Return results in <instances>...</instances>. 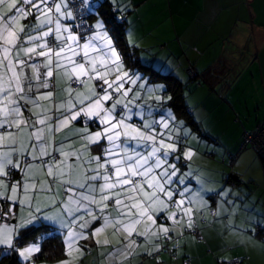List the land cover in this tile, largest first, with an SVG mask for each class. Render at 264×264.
Here are the masks:
<instances>
[{
  "label": "snow or ice",
  "instance_id": "snow-or-ice-1",
  "mask_svg": "<svg viewBox=\"0 0 264 264\" xmlns=\"http://www.w3.org/2000/svg\"><path fill=\"white\" fill-rule=\"evenodd\" d=\"M126 11L118 0H0V264H37L56 232L60 264H76L80 241L104 247L109 229L120 246L107 264L141 249L156 259L211 204L214 215L236 208L229 196L238 194L194 182L181 164L195 155L181 145L191 135L184 123L142 103L147 94L163 107L154 94L165 90L126 64L118 46ZM78 122L80 147L57 144Z\"/></svg>",
  "mask_w": 264,
  "mask_h": 264
},
{
  "label": "crops",
  "instance_id": "crops-1",
  "mask_svg": "<svg viewBox=\"0 0 264 264\" xmlns=\"http://www.w3.org/2000/svg\"><path fill=\"white\" fill-rule=\"evenodd\" d=\"M92 2H103V0ZM118 3L127 6V11L123 13V20L119 22L127 24L128 42L146 52L144 55L140 52L139 55L142 65L164 74H172L187 86L186 102L196 122L200 124V130L202 125L212 118V114L217 110L215 108L231 106L232 92L239 78L244 74L239 70L241 67L252 71L253 81L256 70L259 82L264 86V0H118ZM144 41H147L146 45L150 47L143 44ZM158 49L167 53L160 55L156 51ZM218 61L224 68L222 67L221 73L215 76L216 81L220 83L216 85L214 91L219 90L227 94V101L215 97V92L210 88L208 91L206 86L196 84L189 74L190 69H194L198 75H201ZM131 68L140 70L150 80L149 71L145 73L141 67ZM188 82L194 86V89L189 92L190 83ZM153 85L165 90L154 94L165 97L163 107L157 105L147 94L142 103L152 104L157 112L171 110L175 114L168 102L170 94L167 93L166 85L163 83H153ZM66 86V81L57 82L55 96L57 102L64 98L63 89ZM50 90L41 89V92ZM41 103L51 107L49 101H41ZM218 118L221 119V116ZM178 120L182 121L191 133L187 139L181 141L182 147H188L186 145L193 134L198 135V133L185 120L180 118ZM78 127H82V123L78 122L57 133L55 137L57 144L64 141L66 145H69L72 141H76L71 146L80 147L79 138L74 135ZM208 129L207 136L211 137L215 130L212 126ZM193 142L195 147L201 145L199 142ZM191 149L195 155L191 160H184L182 157L181 164L188 169L193 168L191 169L193 181L199 178L206 187L214 189L221 187L223 181L227 179V177L225 179L226 169H222V164L217 161L215 165L209 160L212 159V154L202 155L196 149ZM199 160L202 161L199 162ZM237 179L236 177L234 180L237 182ZM260 190L259 205L264 211V184ZM211 211H218L215 204H211L205 210L203 217H196L201 226L202 240L196 239L188 231L183 237L173 233V240L166 242L165 250L159 253L158 258L153 259L152 256L144 255L141 249L138 254L129 257L124 264H186L187 260H191V264H219L222 260L228 261L235 258H244V264H259L257 250L250 247L253 243L256 244L257 240L246 229L239 228L238 220L231 219L234 215L230 206L225 205L219 209V215H212ZM261 223L264 226V220ZM119 246L118 242L112 245L111 253ZM170 251L176 255V258L171 256Z\"/></svg>",
  "mask_w": 264,
  "mask_h": 264
},
{
  "label": "rangeland",
  "instance_id": "rangeland-1",
  "mask_svg": "<svg viewBox=\"0 0 264 264\" xmlns=\"http://www.w3.org/2000/svg\"><path fill=\"white\" fill-rule=\"evenodd\" d=\"M146 42L144 41L143 44L146 45ZM156 51L160 55L167 53V51L159 49ZM141 52L143 55L146 54L144 51ZM239 70L240 72H244V74L239 78L237 86L232 92V98L230 99L231 106L229 108L222 106L215 108L217 110L212 114V118L202 125V134H193L192 139H190L186 146H188L187 148L196 149L202 155L212 154V159H208L215 165H217V162L222 164V169H226L227 174L225 179L226 177L227 179L223 181L222 186L230 189L231 193L238 194L237 196H232L231 194L229 196V199H234L236 203L235 210L229 205L234 215L231 219L233 221L234 219L238 220L237 224L239 228L246 229L257 240V243H253L250 247L253 250H257V262L264 264V233L259 237L255 235L258 225L264 227L261 223L264 220V211H262L261 205H259V198L261 197L260 187L264 184V177L258 155L254 150L248 149L239 156L233 166L230 165V158L238 155L244 142V133L246 131L252 132L257 124L264 120V86L259 82L256 70L254 81L251 77L252 71L250 72L248 69L244 70L242 67ZM193 89L194 86L190 83L188 92ZM207 89L208 91L210 90L208 87ZM214 92L215 97L227 101V94H223V91L218 90ZM219 116H221V119L218 118ZM210 126L214 128L215 132L211 137H208L207 131ZM210 138L212 139L210 140ZM193 141L199 142L201 145L197 146L196 144L197 147H195ZM235 147L236 149H234ZM201 161L199 160V162ZM218 172L219 168L217 167V175ZM230 174L232 181L229 179ZM236 177L238 178L237 182L234 180ZM95 226L93 225V227ZM87 231L90 232L91 229ZM106 235L110 240V244L104 247L96 246L95 239L92 237L88 240L80 241V246L84 251L83 255L77 259L76 264H107L108 256L113 249L112 245L117 244L118 239L112 235L110 229ZM64 259H67L66 255L52 261L50 264H60V261ZM45 262L40 260L37 264ZM46 263L49 264L48 261Z\"/></svg>",
  "mask_w": 264,
  "mask_h": 264
},
{
  "label": "trees",
  "instance_id": "trees-1",
  "mask_svg": "<svg viewBox=\"0 0 264 264\" xmlns=\"http://www.w3.org/2000/svg\"><path fill=\"white\" fill-rule=\"evenodd\" d=\"M103 11L110 12V9L105 8L103 9ZM90 22L92 23L93 21H90ZM119 24H120V27H119L118 46L125 55L126 64L130 67H141L143 70L151 69V67L149 66L142 65L139 59L141 50L138 47H134L130 45V43L128 42V39L126 37L127 24L125 22H119ZM222 67L224 68V66H221L220 61H218L216 65L214 64L210 66L209 68H207L203 72V74L198 75L196 73V76L193 78L191 77V78L194 79L197 84L200 83L201 86L206 85L208 88L214 91L216 85L220 83L216 81L215 76L221 73ZM144 72L148 73V71H144ZM149 72L151 73L150 80L152 79L151 81L153 83H163L166 85L167 93L170 94V99L168 102L174 109V112L177 118L185 120L187 124H189L196 133L201 135L202 132L199 128V125L196 122V119L194 118L193 112L190 111L189 106L187 105V102H186L185 90L187 86L184 85L179 79H177L172 74H164V73H161L160 71H155L153 69H151V71ZM229 179H231L232 181L231 174L229 176ZM63 256H65V246L63 244V236L60 234H52L51 236H48L45 239L42 254L40 255V259L37 262H40V260L42 262L43 261L52 262ZM241 259L243 260V262L245 261L244 258H241ZM4 264H9V262L4 261Z\"/></svg>",
  "mask_w": 264,
  "mask_h": 264
},
{
  "label": "built area",
  "instance_id": "built-area-1",
  "mask_svg": "<svg viewBox=\"0 0 264 264\" xmlns=\"http://www.w3.org/2000/svg\"><path fill=\"white\" fill-rule=\"evenodd\" d=\"M72 3H79V0H71ZM89 23H91L89 21ZM190 75L191 77H195L196 76V71L194 69H190ZM248 149H252L254 150L259 158L261 167H262V171H263V177H264V120L260 123L257 124L256 128L252 131V132H245L244 133V142L240 148V151L238 153V155L236 157H233L230 159V165L233 166L236 162V160L238 159V157L246 150ZM214 211H211V214H213ZM197 223H196V227L194 229V231H188L190 234H192L196 239L198 240H202L203 236H202V232H201V228H200V224L199 221L196 219ZM264 233V228L262 226H258L256 228L255 231V235L257 237L261 236ZM171 252V256L173 258H176V255L173 254L172 251ZM160 256V254L156 255V258H158ZM225 264H243V260L241 258H235L232 260H228V261H224ZM186 264H191V260H187ZM221 264V262L219 263Z\"/></svg>",
  "mask_w": 264,
  "mask_h": 264
}]
</instances>
